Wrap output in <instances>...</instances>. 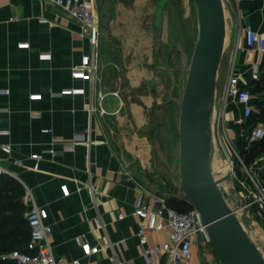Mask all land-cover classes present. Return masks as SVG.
Wrapping results in <instances>:
<instances>
[{
  "label": "crops",
  "instance_id": "crops-1",
  "mask_svg": "<svg viewBox=\"0 0 264 264\" xmlns=\"http://www.w3.org/2000/svg\"><path fill=\"white\" fill-rule=\"evenodd\" d=\"M94 3L99 13L97 1ZM225 12V50L229 53L236 41L244 43L246 24L264 35V0H238L235 8L226 7ZM21 42L30 43V47L20 48ZM90 51L78 21L52 2L0 0V89H10L8 95L0 93V144L12 147L9 154L0 150L1 162L25 190L32 191L36 202L48 209L52 245L60 263L80 258L84 264H106L113 252L129 264H166L167 254H158L156 262L150 263L143 251L147 244L166 241L170 230L151 232L146 239L137 236L140 220L134 203L140 191L138 183L143 185L139 166L128 163L111 139L125 120L123 100L100 79L92 86L72 77V67ZM256 69L264 79V53L255 49L238 53L236 71L249 87L255 82L252 75ZM227 74L228 66L222 88ZM63 89H74V93L62 95ZM36 93L43 97L32 98ZM91 98L95 106L92 115ZM129 109L139 118L138 106L132 104ZM110 120L115 121V128ZM228 120L239 149L245 145V150L250 130L241 135L245 120L242 105H229ZM35 155L41 158L37 160ZM142 156L134 153L133 158L140 162ZM88 157L91 175L86 171ZM36 163L38 169H34ZM97 219L103 220L104 229L97 226ZM78 235L104 249L98 255H85L75 241ZM107 245L111 248L106 249ZM190 263L205 264L200 245L193 246Z\"/></svg>",
  "mask_w": 264,
  "mask_h": 264
},
{
  "label": "rangeland",
  "instance_id": "rangeland-1",
  "mask_svg": "<svg viewBox=\"0 0 264 264\" xmlns=\"http://www.w3.org/2000/svg\"><path fill=\"white\" fill-rule=\"evenodd\" d=\"M96 1L103 31L99 47L98 77L106 89L119 93L125 116L120 127L121 133L115 128V121L108 122L116 130L111 134L114 146L128 163L139 166L140 180L151 192L167 195L174 188L180 191V113L199 37L196 2ZM140 8L143 9L142 13ZM228 58L229 51L225 50L217 77L218 99L212 118L214 123L221 105V85ZM262 87L256 81L252 84L255 101L264 97ZM132 104L139 107L138 120L129 109ZM228 126L230 134L228 139H224V144L231 153L237 177L223 180L220 188L227 203L238 212L250 238L264 255V220L257 215L255 206L251 204L250 193L245 186L249 179L234 150L235 148L245 160L242 153L245 145L243 150L239 149L235 130L229 120ZM252 126L253 123L245 119L241 135ZM134 153L143 155L140 162L133 158ZM211 162L216 179H223L227 175V157L217 138L213 139ZM200 251L205 264H222L210 244H201Z\"/></svg>",
  "mask_w": 264,
  "mask_h": 264
},
{
  "label": "built area",
  "instance_id": "built-area-1",
  "mask_svg": "<svg viewBox=\"0 0 264 264\" xmlns=\"http://www.w3.org/2000/svg\"><path fill=\"white\" fill-rule=\"evenodd\" d=\"M66 12L70 17L74 18L80 24L82 34L89 40L91 51L83 54L81 62L72 67V77L88 81L92 86L99 79V47L101 41V26L99 13L95 6L94 0H48ZM238 0H223L224 6L235 8ZM244 43L240 40L236 41L229 53L228 58V74L223 85L221 93V105L217 113L216 122H212L213 139L217 138L222 146L227 157L226 174H231L237 177L236 167L231 158V153L228 151L224 139L229 138L230 129L228 126V107L233 102L243 107V117L248 119L255 110L254 96L248 82L242 79L237 69V55L246 49H255L264 53V35L256 30L252 25L244 26ZM20 48H29L30 43L21 42L18 44ZM50 57L51 55H44ZM252 79L254 81L260 79L258 69L253 72ZM0 93L8 95L10 89L2 88ZM74 89H63L62 95H71ZM34 99H41L43 93H36L31 96ZM90 108V115L94 112L95 107L93 98ZM102 100V93H99V101ZM103 110L101 109V112ZM1 123V116H0ZM90 128V127H89ZM90 130V129H89ZM43 131L49 132L50 129ZM86 136V135H85ZM86 143H91L90 132L87 133ZM264 138V124L258 123L251 127L246 141L245 150L249 151L251 144L254 141H259ZM227 141V140H226ZM232 147L233 144L229 140ZM0 150L5 153H11L12 147L8 143L0 144ZM240 161L243 163L247 173L249 182L245 185L249 190L251 204L256 208L257 215L264 220V153L260 154L257 159L247 166L236 151ZM53 152V150H51ZM37 160L40 155L34 156ZM38 163L34 165V169H38ZM86 171L91 175V162L88 157ZM0 174H9L12 172L1 162L0 159ZM91 177V176H90ZM140 191L136 197L134 207L135 214L140 222L137 228V236L140 239H146L151 232H162L169 228L168 239L160 243H150L144 248V255L150 263L156 262V256L160 253H165L168 256L166 264H191L192 248L194 245L210 244V236L208 234L206 224L203 221L201 213L192 208L188 211H179L174 207L169 206L166 198L162 195L155 194L147 189L144 185L138 183ZM95 195L94 191H92ZM24 202L27 205L26 218L30 227V240L27 245V251L13 250L6 254L4 258L11 259L17 264H62L57 259L52 245V225L48 222L49 212L44 206L39 205L32 191L26 187ZM238 215V212L235 211ZM120 219L124 217L122 213L118 215ZM240 219V218H239ZM97 226L101 229L105 228L102 219H97ZM75 241L79 244L87 256L98 255L104 248L99 244H92L84 235L75 237ZM106 249L111 248L107 245ZM69 264H84L80 258L73 259ZM106 264H129L128 261L120 260L113 252L109 256V262ZM160 264V263H157Z\"/></svg>",
  "mask_w": 264,
  "mask_h": 264
},
{
  "label": "water",
  "instance_id": "water-1",
  "mask_svg": "<svg viewBox=\"0 0 264 264\" xmlns=\"http://www.w3.org/2000/svg\"><path fill=\"white\" fill-rule=\"evenodd\" d=\"M199 37L190 65L180 113V198L203 218L210 245L222 264H264V255L227 203L214 176L212 118L217 77L225 50L223 0H195Z\"/></svg>",
  "mask_w": 264,
  "mask_h": 264
},
{
  "label": "trees",
  "instance_id": "trees-1",
  "mask_svg": "<svg viewBox=\"0 0 264 264\" xmlns=\"http://www.w3.org/2000/svg\"><path fill=\"white\" fill-rule=\"evenodd\" d=\"M262 84L264 91V79L257 81ZM257 108L248 118L249 122L257 125L264 123V97L255 101ZM245 155V164L251 165L257 157L264 153V138L254 141L249 151H242ZM181 191L174 188L171 193L162 195L169 206L179 211H188L193 207L180 198ZM25 187L9 174H0V264H17L15 261L4 258L13 250L27 251L30 240V227L26 218L27 205L24 202Z\"/></svg>",
  "mask_w": 264,
  "mask_h": 264
}]
</instances>
